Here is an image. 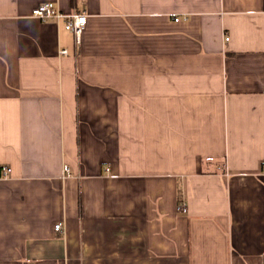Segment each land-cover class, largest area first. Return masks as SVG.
<instances>
[{
	"label": "crops",
	"instance_id": "obj_1",
	"mask_svg": "<svg viewBox=\"0 0 264 264\" xmlns=\"http://www.w3.org/2000/svg\"><path fill=\"white\" fill-rule=\"evenodd\" d=\"M0 264H264V0H0Z\"/></svg>",
	"mask_w": 264,
	"mask_h": 264
},
{
	"label": "built area",
	"instance_id": "obj_2",
	"mask_svg": "<svg viewBox=\"0 0 264 264\" xmlns=\"http://www.w3.org/2000/svg\"><path fill=\"white\" fill-rule=\"evenodd\" d=\"M32 16L40 19L42 21H63L65 23V28L70 31L74 36L75 45L77 48L82 46L83 36L88 23V15L85 12H72L63 13L60 11L54 3H45L35 7L32 11ZM175 21H180V18H175ZM227 41L230 40L229 37L226 38ZM62 55H68V50L63 49L60 52ZM12 172V169L8 166H4L1 170V175L7 178ZM65 173L67 176L71 175V170L68 166L65 167ZM184 209V208H180ZM55 229L58 232H62L64 227L61 223L55 225Z\"/></svg>",
	"mask_w": 264,
	"mask_h": 264
}]
</instances>
